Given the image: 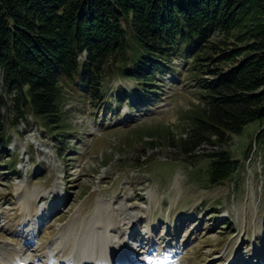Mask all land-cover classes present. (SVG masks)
Wrapping results in <instances>:
<instances>
[{"label":"rangeland","instance_id":"rangeland-1","mask_svg":"<svg viewBox=\"0 0 264 264\" xmlns=\"http://www.w3.org/2000/svg\"><path fill=\"white\" fill-rule=\"evenodd\" d=\"M247 38L236 40L232 32L226 40L240 47ZM170 53L146 80L106 64L97 95L64 83L57 127L26 111L14 124L5 120L0 256L15 249L31 264L68 259L74 243L62 235L69 226L74 236L82 233L100 208L113 223L112 243L128 227L138 233L137 241H124L134 262L264 264V138L256 141L264 125L256 119L220 144L202 141L184 151L179 142H167V128L169 135L189 138L192 114L203 104L199 82L208 76L193 69L183 51ZM216 63L223 67L231 60ZM0 91L2 111L12 118L14 91H6L1 80ZM221 148L238 165L212 183L204 152Z\"/></svg>","mask_w":264,"mask_h":264},{"label":"trees","instance_id":"trees-1","mask_svg":"<svg viewBox=\"0 0 264 264\" xmlns=\"http://www.w3.org/2000/svg\"><path fill=\"white\" fill-rule=\"evenodd\" d=\"M232 32L250 41L231 44ZM171 50L183 51L208 76L199 82L203 104L192 114L189 138L167 128V142L184 151L202 141L220 144L256 119L264 125V0H0V80L14 91L16 111L12 118L3 113L0 91V144L5 120L14 124L25 111L59 126L64 83L97 95L106 64L151 79ZM227 60L223 67L216 63ZM263 138L264 128L256 141ZM204 153L212 183L237 168L238 158L225 148Z\"/></svg>","mask_w":264,"mask_h":264},{"label":"bare ground","instance_id":"bare-ground-1","mask_svg":"<svg viewBox=\"0 0 264 264\" xmlns=\"http://www.w3.org/2000/svg\"><path fill=\"white\" fill-rule=\"evenodd\" d=\"M95 216L96 219L92 220V222L86 228L83 229L82 233L79 232L76 236H74L75 228L74 226H69V228H67L66 230L67 234L62 235L63 236L62 238L64 239H70L72 237L74 243V244L72 243L74 246L72 251L75 252L74 261H79L81 263L84 262L87 264H141L132 261V257L129 255L130 254L129 250L127 249V246L124 244L126 237L129 238L130 241L133 242L137 241L138 237H134V236L135 235L138 236V233H136L133 230V227L130 226L131 227L130 229H128L129 228L128 227L122 232V234L119 235L120 239L116 241L117 250H114L112 248V243H111V238L113 237L109 236L110 234L109 230L111 231L109 226L110 224H113L111 222L109 215L105 214L104 210L98 208L95 212ZM240 216L244 218L245 211L241 210ZM242 221L244 224V220ZM243 224L240 226L241 230L242 228L245 227V226L243 227ZM64 229H62L60 233ZM106 232L108 233V235ZM238 241H239V237L235 239L234 243ZM230 249L235 250L236 246L234 245L230 247ZM51 252H52V248H49V251L47 250V253L49 254ZM233 252H231V254ZM132 254H134V251L132 252ZM0 257L4 258L6 264H18L19 259H21L22 261L24 260L26 264H31L34 261L33 259L25 260L24 255L15 249H9L5 251ZM232 257L231 259L233 261L235 259V256L234 258ZM240 262H242V260ZM50 263L51 262H48L47 264ZM0 264L2 263L0 262ZM60 264H66V260H62ZM159 264H165V263L164 261H160Z\"/></svg>","mask_w":264,"mask_h":264}]
</instances>
